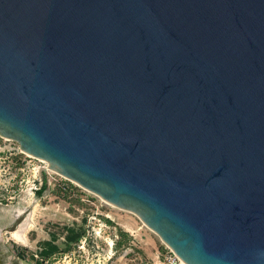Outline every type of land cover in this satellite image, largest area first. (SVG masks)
I'll list each match as a JSON object with an SVG mask.
<instances>
[{"label":"water","instance_id":"water-1","mask_svg":"<svg viewBox=\"0 0 264 264\" xmlns=\"http://www.w3.org/2000/svg\"><path fill=\"white\" fill-rule=\"evenodd\" d=\"M0 135L181 264H264V0H0Z\"/></svg>","mask_w":264,"mask_h":264},{"label":"rangeland","instance_id":"rangeland-1","mask_svg":"<svg viewBox=\"0 0 264 264\" xmlns=\"http://www.w3.org/2000/svg\"><path fill=\"white\" fill-rule=\"evenodd\" d=\"M44 178L47 187L38 194ZM15 230L23 243L12 238ZM52 235L58 250L37 264H167L171 251L136 215L108 205L0 135V245L11 254L25 248L27 237L40 258L42 242Z\"/></svg>","mask_w":264,"mask_h":264},{"label":"flooded vegetation","instance_id":"flooded-vegetation-1","mask_svg":"<svg viewBox=\"0 0 264 264\" xmlns=\"http://www.w3.org/2000/svg\"><path fill=\"white\" fill-rule=\"evenodd\" d=\"M52 238L55 240V235H52L48 241L42 242L44 247L40 248V258L38 254H34L30 251V249L32 250V246L27 244V237L24 243L25 248H12L11 254H8V250L7 248L5 249V246L0 245V264H37L38 260H42L45 256H51L58 250V246ZM37 242L38 241H35V243Z\"/></svg>","mask_w":264,"mask_h":264},{"label":"built area","instance_id":"built-area-1","mask_svg":"<svg viewBox=\"0 0 264 264\" xmlns=\"http://www.w3.org/2000/svg\"><path fill=\"white\" fill-rule=\"evenodd\" d=\"M166 262L167 264H179L181 261L173 252L170 251L166 257Z\"/></svg>","mask_w":264,"mask_h":264},{"label":"bare ground","instance_id":"bare-ground-1","mask_svg":"<svg viewBox=\"0 0 264 264\" xmlns=\"http://www.w3.org/2000/svg\"><path fill=\"white\" fill-rule=\"evenodd\" d=\"M53 171H54V170H53ZM21 234H22V233H21ZM21 234H20V231H16V230L13 231V232H11V236H12V238H13L14 240L23 243L24 238L22 237ZM179 264H181V262H180ZM182 264H183V263H182Z\"/></svg>","mask_w":264,"mask_h":264},{"label":"trees","instance_id":"trees-1","mask_svg":"<svg viewBox=\"0 0 264 264\" xmlns=\"http://www.w3.org/2000/svg\"><path fill=\"white\" fill-rule=\"evenodd\" d=\"M46 187H47V183H46V179L44 178V179H43V183H42L41 187L38 189L37 193H38V194H41V193L43 192V190L46 189ZM68 238L71 240V239L74 238V237L71 235V236H69Z\"/></svg>","mask_w":264,"mask_h":264}]
</instances>
